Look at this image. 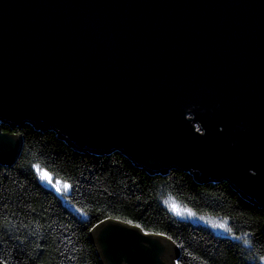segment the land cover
Returning <instances> with one entry per match:
<instances>
[{"label": "water", "instance_id": "obj_1", "mask_svg": "<svg viewBox=\"0 0 264 264\" xmlns=\"http://www.w3.org/2000/svg\"><path fill=\"white\" fill-rule=\"evenodd\" d=\"M27 123L264 211V0H0L1 165ZM89 238L101 264H176L167 237L117 220Z\"/></svg>", "mask_w": 264, "mask_h": 264}, {"label": "trees", "instance_id": "obj_2", "mask_svg": "<svg viewBox=\"0 0 264 264\" xmlns=\"http://www.w3.org/2000/svg\"><path fill=\"white\" fill-rule=\"evenodd\" d=\"M13 133L21 135L23 146L12 166L0 164L4 264H101L89 232L107 219L171 237L180 264H264L258 259L264 255V211L227 182L201 184L178 170L149 175L119 151H77L54 131L28 123ZM34 163L73 185L64 201L41 184ZM171 200L197 216L227 220L233 232L215 235L177 218L169 210Z\"/></svg>", "mask_w": 264, "mask_h": 264}, {"label": "snow or ice", "instance_id": "obj_3", "mask_svg": "<svg viewBox=\"0 0 264 264\" xmlns=\"http://www.w3.org/2000/svg\"><path fill=\"white\" fill-rule=\"evenodd\" d=\"M31 168L34 169L35 172L40 175V179L42 181H45V182H47L49 184H53V186H55L57 192L62 193V194H64V193L70 194L71 191L73 190V185H71L70 183H68L66 181L65 182L55 181V183H54V179L55 178L51 177L47 171H44L42 169L40 163L32 164ZM170 207H171V210L173 212H175L176 214H178V215H183V214H187V215H190V216H195L196 215V213L193 212L191 209L180 208L175 203H173ZM77 211L81 212V214H84L83 213V209H77ZM200 218L204 219L203 217H200ZM128 223H131V221H128ZM212 226L220 228V229H222V230H224V231H226L228 233H232L233 232V229L228 226L227 220H225L224 222H221V223L212 222ZM137 227H139V226L137 225ZM160 235H162V234H160ZM169 239H171V237H169ZM233 239H240V237L234 236ZM244 243L248 244L249 240H244ZM248 259L256 260L257 258L256 257H250ZM258 259H259V261L264 262V255H261ZM5 264H6V262H5ZM176 264H180V262L177 261ZM245 264H247V260L245 261Z\"/></svg>", "mask_w": 264, "mask_h": 264}, {"label": "rangeland", "instance_id": "obj_4", "mask_svg": "<svg viewBox=\"0 0 264 264\" xmlns=\"http://www.w3.org/2000/svg\"><path fill=\"white\" fill-rule=\"evenodd\" d=\"M49 175L51 176V174L49 173ZM52 177V176H51ZM38 178H39V181L41 182V184L46 187L47 189H49L50 191H52L54 194H56L61 201H64L65 200V195H67V193H59L56 191V188L55 186H53V184H49L45 181H42L40 179V175L38 174ZM55 181H61V180H57V179H54V183ZM63 182V181H61ZM175 203L176 205H178L180 208H185V207H182L180 206L178 203L174 202L173 200L169 201L167 204H168V207H169V210L171 211V213H173L177 218H180V219H183L184 221H187L191 224H194V225H201L203 227H206L208 228L213 234L215 235H225L224 232H222L223 230L220 229V228H217V227H213L212 226V222H217V223H221V221H215V220H212V219H208V218H205L203 217L204 219H201L200 217L201 216H190V215H187V214H183V215H178L176 214L175 212H173L171 210V205ZM187 209V208H186ZM226 233V232H225Z\"/></svg>", "mask_w": 264, "mask_h": 264}]
</instances>
